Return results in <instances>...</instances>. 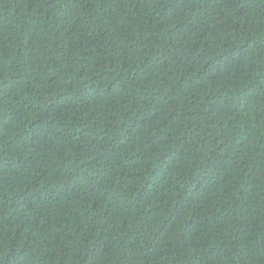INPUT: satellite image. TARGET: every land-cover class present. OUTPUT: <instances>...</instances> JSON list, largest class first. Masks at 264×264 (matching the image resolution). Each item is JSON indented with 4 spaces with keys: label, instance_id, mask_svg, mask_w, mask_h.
<instances>
[{
    "label": "trees",
    "instance_id": "obj_1",
    "mask_svg": "<svg viewBox=\"0 0 264 264\" xmlns=\"http://www.w3.org/2000/svg\"><path fill=\"white\" fill-rule=\"evenodd\" d=\"M0 264H264V0H0Z\"/></svg>",
    "mask_w": 264,
    "mask_h": 264
}]
</instances>
